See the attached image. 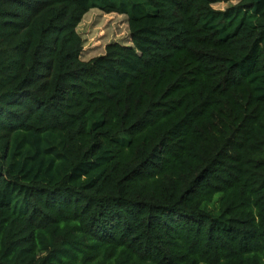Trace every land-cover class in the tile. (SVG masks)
<instances>
[{"label":"trees","instance_id":"16d2710c","mask_svg":"<svg viewBox=\"0 0 264 264\" xmlns=\"http://www.w3.org/2000/svg\"><path fill=\"white\" fill-rule=\"evenodd\" d=\"M0 0V264H264V0ZM128 16L82 59L77 27Z\"/></svg>","mask_w":264,"mask_h":264},{"label":"rangeland","instance_id":"374dc122","mask_svg":"<svg viewBox=\"0 0 264 264\" xmlns=\"http://www.w3.org/2000/svg\"><path fill=\"white\" fill-rule=\"evenodd\" d=\"M238 2L239 0H226L213 4V8L224 11ZM77 30L84 39V60L105 53L106 46L111 42L131 44L128 16L125 14L105 13L93 8L84 15Z\"/></svg>","mask_w":264,"mask_h":264}]
</instances>
